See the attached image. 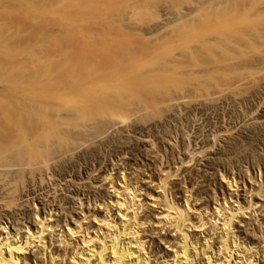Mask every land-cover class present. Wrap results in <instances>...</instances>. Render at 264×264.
Listing matches in <instances>:
<instances>
[{
	"label": "bare ground",
	"instance_id": "6f19581e",
	"mask_svg": "<svg viewBox=\"0 0 264 264\" xmlns=\"http://www.w3.org/2000/svg\"><path fill=\"white\" fill-rule=\"evenodd\" d=\"M255 1L260 10L254 14L244 5L241 19L234 23L235 11L229 8L228 21L212 27L209 66L199 70L206 71V76L200 73L207 79L202 81L205 85L197 75L193 77L201 85L197 81L187 91L172 93L108 86L138 79L141 75L135 72L124 82L99 72H51L52 59L65 60V40L93 38L102 9L114 10L119 0H0V75L7 76L0 82V264H264L263 177L250 176L256 188L240 190L246 187V177L239 169L238 179L220 171L226 188L220 186L222 201L215 196L211 205L209 196L192 191L196 183L208 180L189 165L197 155L202 156L194 159L197 162L212 155L207 150L215 142L230 152L243 145L242 134L264 125V0ZM83 26L89 27L85 33L79 30ZM144 42L150 45L148 38ZM86 46L82 43L74 50L79 53ZM103 48L115 57V49L105 44ZM176 55L166 63L167 74H179L182 64ZM181 102L189 109L204 105L211 113L224 102L237 103L233 106H240L241 115L232 122L229 111L230 122L225 120V128L218 130L224 137L215 132L213 144L201 140L197 150L193 147L199 136L189 143L181 141L178 150L167 146L172 130L165 129L159 135L152 129L140 131L136 142L144 149L133 161L124 159L126 153L111 157L110 151L102 150L120 127L129 131L134 124L162 122ZM95 149L102 160L113 158L112 168L101 175L97 173L102 160L98 163ZM246 156L240 157L245 164L254 172L256 167L260 170L258 154ZM77 164H85L81 172L73 171ZM66 177L71 179L61 185ZM87 183H102L106 194ZM50 187L55 188L52 197L44 196L47 200L40 206L37 198L31 200L32 218L26 210L15 214L31 190L49 188L51 194ZM58 189L71 196L77 213L68 211L69 198L55 195Z\"/></svg>",
	"mask_w": 264,
	"mask_h": 264
},
{
	"label": "rangeland",
	"instance_id": "374dc122",
	"mask_svg": "<svg viewBox=\"0 0 264 264\" xmlns=\"http://www.w3.org/2000/svg\"><path fill=\"white\" fill-rule=\"evenodd\" d=\"M122 1L123 0H119L120 2L119 4L121 5L122 8H120V5L118 4L117 6H115L114 10L102 9L99 25L97 27V34L93 38L92 37L88 38L85 41L65 40V60H64L65 62L62 60L63 58H60V61L58 62L57 58H54V56L51 57V59L54 58L52 59L54 61H51L53 64V70H51V72L54 71L53 74L56 73V70H60L57 73L61 72L62 74H65L64 72L75 73L77 71L99 72L102 76L103 74L107 75L109 77L108 79L117 80V81L119 79L124 82L130 73L135 72L141 75L138 79L132 81L127 79L128 81H126L125 83H117V82L113 84L109 83L108 86H113L116 87L117 89H124V88H129V89L152 88L156 90L157 88L162 90L172 89L171 90V92L173 91L172 93H174L176 89L179 90V88L182 89V91H184V89L185 91H187L192 87L197 86L198 83L200 82L199 81L200 79H198L197 77L195 79V77L193 76L199 75L198 77H200L203 74L202 72L204 71V69H206L209 66L210 51L208 46V39L211 36V32H212L211 29L213 26L220 25L228 21L229 8H231L230 10L235 11V18L234 19L230 18V20L232 19L234 23L239 22V20L241 19L242 16L241 11L244 9V7H246L245 9H247L248 6H250L249 10L251 11L252 14H254L256 10H260V7L258 6L259 1H257L258 2L257 3L255 0H250L249 2H247L248 0H246V2H244L245 4L242 3L241 0H231V1L230 0H130L127 2V4L125 2L126 0L124 1L125 3H123ZM228 1L230 2L228 3ZM125 5L128 6V8ZM256 6L259 8H256ZM118 7L121 10L118 9ZM186 17L187 18L189 17L190 19L189 18L187 19ZM184 18L186 19L183 20ZM88 29H89L88 26H83L79 28V30H81L84 33ZM147 33L148 35L149 34L150 35L148 36ZM157 36L159 39L157 38ZM147 38L151 42V43L149 42L150 45L144 42L145 40H147ZM82 43H86L87 46L85 48L81 47L82 51L78 53L76 49L74 50V48ZM104 44L106 45V47L110 46L111 48L115 49L114 52L115 57L107 53L108 51H110V49L103 48ZM51 47L53 46H50V48ZM175 55L179 57V60L181 58L180 63L182 65L180 66V69L177 70L179 71V74L178 72L176 73L177 75L170 74L169 72L167 74V72H165V70H167L166 63L169 62L170 59H172V57H174ZM84 63L86 64L84 65ZM57 64L59 65V69ZM61 67L63 69H61ZM201 69L203 70L202 72H200ZM194 72L196 73L199 72V74L195 73V75H193ZM0 77H1L0 82H3L5 80L4 78L7 76H4L3 74L0 75ZM191 80H193L195 83L192 82ZM205 80L203 76V78L201 79L202 86L205 85L204 84ZM197 81L198 83H196ZM202 81H204V83ZM201 84L199 83V85ZM258 100L260 99H258L257 97L255 103L258 102ZM182 103L183 102L180 103L181 107L180 108L175 107L172 113L168 112L167 114H164V118H162L163 119L162 122L161 120L159 121L158 119H155L154 121L149 122L148 123L149 125H147V127H144L145 125L142 126L141 124H137V125L134 124L135 125V126L133 125L134 128L133 127H132L133 129L130 128L131 130L129 129V131H133V130L135 131L130 133L127 130V128L125 129H122V127H120L119 129L116 128L117 130H121V131H117L116 129H114L116 130V132L113 133V137L115 136L114 139L111 138V141L110 140L108 141V145L106 143L105 144L103 143L105 146L102 144V148L104 147L102 150L103 151L105 150V152L110 151L111 152L110 155H112L111 157L113 156L115 157V154L117 155V154L126 153L125 155L126 157L124 159H126V161H133L134 160L133 158H135L137 154H141L144 149V144H142V142L139 141L136 142V137H138L140 131L146 133L151 129L154 135H159L161 133L160 131H164V129L169 130L170 132L172 130L171 134H169V136L170 135L172 136L170 137L168 136L169 138H166V141L168 142L169 140L167 146L170 144L171 147H174L173 149L175 150H178L177 148L178 146L179 149H181L180 148L181 147L180 144H182L181 141H186V143L187 142L189 143L190 140H193L194 138L199 136V139H197L196 142L198 145L196 147H193V150H197L199 145L201 144V140L202 141L206 140L205 141V143L207 142L206 144H210V143L213 144L212 143L213 139L211 138H213L214 135L217 134L218 136H223L222 132H220V134L218 133V130L225 128L224 125H227L224 124V122H226L225 120H227L228 123L230 121L233 122L235 120V117L237 119V116L241 115L240 106L238 107L233 106L235 104H236L235 106H237L238 105L237 103L232 105L231 103H226L229 106L228 107L226 104H224L225 103L224 102L223 105L222 104L218 105L220 106V108L218 107L217 110L216 109L213 110L214 114L213 112L211 113L212 109H208V107L204 105L196 106V107L193 106V108L191 106L189 109L188 107L186 108L184 106V103L183 104ZM223 106L225 107V112L222 111L224 109ZM238 108H240L239 111ZM234 111L235 112L237 111L238 113L236 112L234 114L233 113ZM222 112L224 113V115H222L223 114ZM228 112L231 114H229ZM227 113L229 114L228 117H230L231 115V120L227 117ZM223 116L225 118H222ZM228 119L230 121H228ZM261 121L264 122V119ZM261 127L258 128L257 131L254 130L255 132H253L252 130L250 134L249 133L242 134L244 139L243 145L247 144V146L244 145V147H242L243 145L239 141L237 142V145L241 143L239 144V147L236 146V149L235 147H233L232 151L226 152L224 151L222 146L224 144L218 141L215 142L214 148H212L211 150L209 149L207 150V152L211 153L212 155L203 157L204 159L201 158L202 160L200 162H197L194 159H198L199 157L202 156L197 155L194 159H192V161L190 162L191 164H189L191 165L192 169L194 168L193 170L195 171L197 170L198 172L197 171L196 172L198 174L199 173L202 174L206 178V180H208V182L206 183L205 182L198 184L196 183L197 185L195 184L194 186L198 188L196 189L195 187H193L194 189L192 191L193 192L195 191L194 193L201 191L202 193H204L203 196H205L206 194L207 196H209L207 197L208 204L213 205L217 199L219 200V203L220 201H222L221 199L222 193L220 192V189L224 188L223 186H225L226 188V184L220 182L222 172H225L227 174L228 173L234 174L236 179H238L237 174L238 171L240 170L242 172V176L246 177L245 180H243V185L246 184L245 185L246 187L244 188V186H242L240 187V190L250 187L256 188L257 183L255 182L256 183L255 184L253 180L250 181V176L254 177L255 179H258V177H260L261 175L264 181V125H262ZM215 132L217 133L215 134ZM100 148L101 147H99L98 149ZM239 149L240 150L244 149L243 152L245 153V155L244 153L242 154V151H240L241 152L240 153ZM252 150L255 151L251 153ZM96 151H98V153ZM186 152L187 150L184 153ZM255 152L258 154L259 159L261 158L259 160L261 163L259 164L260 170H258L256 167L254 172L249 167V165L245 164L243 160L247 157L246 155H248V158L251 155L252 158V155ZM94 154H96V156L98 155L97 156L98 163H100L103 158L101 153L99 154V150L95 149ZM175 154L176 155L178 154L177 151ZM186 154L185 156L184 154H181L179 155V157L184 159L186 157ZM83 157L84 155H81L79 157L81 162L84 161ZM111 157L110 160H107L106 158L102 160V165H101L102 168L100 167L101 169L100 168L98 169V173H97L98 175L105 173L107 171L105 169L112 168L113 164L111 160L113 158ZM230 157L233 159H230ZM238 157L239 158L242 157L244 159L242 160V158H240L242 161L235 160L238 159ZM216 158H220L221 161L217 160ZM225 159L226 160L228 159L227 162H230V164L224 161ZM231 160L234 161L232 162ZM238 161L241 162L238 164ZM231 163L233 166H231ZM84 165L85 164H82L80 166L79 164H77L73 171L81 172ZM247 169H249L248 170L249 172L247 171ZM70 179L71 178L66 177L64 181L62 178L61 185H63L64 182L66 181L68 182ZM88 184H90L89 188L91 190L98 191L102 195L106 194V191L102 183L94 184V185H92L91 183H87V185ZM188 186H189L188 188L191 189L190 188L191 185ZM50 189H52L51 194H47L49 188H46L39 192H37L36 189L31 190V195L27 197V199L26 197H24V199L21 200L22 205L20 209L18 208V210L20 211L17 212L15 211L16 213L15 212L14 213L17 214L21 211L26 210L25 212L32 218L31 215H33L32 212H35L34 211L35 205L32 203L31 200L33 198H37V202L39 204L38 206H40V204L43 201L45 202L48 197H52L51 195H53V189L55 188L50 187ZM71 190L70 192H72ZM214 191H216L215 195H213ZM55 195L59 198L62 197L69 198L70 202L68 205H66V207L69 208L68 211H70L71 208L73 209L71 214H75L78 212L77 204H75L74 201L71 200L70 198L71 196L68 193H63L58 189ZM44 196H47V198L43 199ZM215 196H219V197H215ZM213 197L217 199L215 200V198ZM26 200L30 201L31 205L29 202L26 203L25 202ZM240 200H242V198ZM74 209L75 210L77 209V211L75 212ZM1 210L2 209H0V212L2 214ZM248 241L250 240L247 239V242Z\"/></svg>",
	"mask_w": 264,
	"mask_h": 264
}]
</instances>
